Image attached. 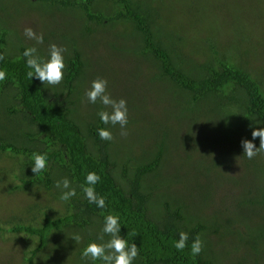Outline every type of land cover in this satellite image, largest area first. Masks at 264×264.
Listing matches in <instances>:
<instances>
[{
    "label": "trees",
    "instance_id": "trees-1",
    "mask_svg": "<svg viewBox=\"0 0 264 264\" xmlns=\"http://www.w3.org/2000/svg\"><path fill=\"white\" fill-rule=\"evenodd\" d=\"M8 1L12 0H0V7ZM23 1L40 5L44 11L68 12L79 23L78 33L74 32L71 38L60 39L50 32L43 35L42 45L51 36L46 46L59 41L66 49L63 81L55 86L44 85L35 77L32 80L27 77L30 69L23 53L26 48L36 47L38 55L47 58L48 52L39 48L40 44L25 41L13 47L9 40L14 42L20 38V30L13 28L11 20L9 26L11 16L0 9V55H3L0 71L6 73V79L0 81V100H6L0 119V130H4L0 133V152L10 151V155L20 156L22 188L42 183L50 189L63 176L76 190L69 201H62L63 211L52 210V216L51 207L34 203L32 207L36 211L43 209L40 227L19 222L9 227L0 224V231L22 232L23 246L27 242L28 247L33 234L37 236L35 246L22 249L23 259L28 264L35 262L44 250L51 248L49 234L65 227L81 230L78 244L68 234L69 247L77 252L79 264H93L90 259L81 258L82 251L90 242H107L110 238L107 235L103 241L99 239L104 218L115 214L119 216L121 236L129 245L136 243L139 247L133 264H264L259 258L264 255V154L248 159L243 156L241 146L243 139L252 140L253 128H264V68L243 63L247 62L243 57L252 54L263 42L257 41L254 49L248 46V51L241 52L211 37L208 47L195 49L196 55H189L183 50V37L174 34L168 25L166 28L159 0H152V5L140 0ZM105 28H118V34L129 39L128 44L118 46L110 41L109 45L120 52L137 55L136 64L142 62L151 68L149 75L164 81L167 89H179L191 103H199L208 96L223 108V115L210 117L215 123L209 122L203 131L206 136L210 134L207 141L215 152H211L210 158L214 164L204 167V176L225 174L237 157L244 168L243 174L225 177L237 187L221 190L218 185L221 181L214 185L207 180L198 183L195 189L189 181H184L183 190L171 195L167 189L172 179L163 173V166L169 163L168 144H175L170 121L157 122L160 132L154 131L150 145H144V150L137 154L134 148L121 150L124 140L120 137L117 141L99 138L98 128H106L112 135L121 130L118 124L105 125L100 120L98 112H110V108L98 101L94 104V114L80 117L75 94L88 66L96 61L97 54H93L92 47L104 38ZM80 42L87 45L81 46ZM200 50L204 53L202 59ZM86 51H91V56ZM183 102L178 109L168 108L164 118L183 119L175 124L181 125L178 135L183 141L188 139L189 145V141L199 138L196 136L199 130L189 131ZM130 123L128 119L127 126ZM253 143L258 148L259 138ZM33 153L47 154V167L37 176L32 172ZM89 172L100 176L94 187L96 194L105 198V208L89 203L82 191L81 185L85 184ZM53 195L60 198L61 190ZM181 231L189 236L188 246L182 252L174 247ZM197 235L204 247L198 256H193L191 244ZM225 239L232 240L233 245L220 247ZM232 252L239 254L230 263L227 259Z\"/></svg>",
    "mask_w": 264,
    "mask_h": 264
},
{
    "label": "rangeland",
    "instance_id": "rangeland-1",
    "mask_svg": "<svg viewBox=\"0 0 264 264\" xmlns=\"http://www.w3.org/2000/svg\"><path fill=\"white\" fill-rule=\"evenodd\" d=\"M140 1L143 4L151 2L150 5H152V0ZM159 2L166 28L168 25L174 34L183 37V50L189 55H196L195 49L208 47L211 37H216L228 47L241 52L248 51V46L254 49L259 41L263 42L262 46L259 48L256 46L255 50H252V54L244 56L243 59L246 58L247 62L243 63L264 68V0H159ZM0 9L11 16L8 17L9 26L11 20L13 28L20 30L18 33L20 38H16L14 42L9 40L13 47H18L24 41L31 45L36 44L35 40L28 39L24 35L26 26L33 27L36 32L40 30L43 35L50 32L60 39L71 38L74 36V32L75 35L78 33L79 23L77 24L74 17L67 14L68 12L44 11L40 5L29 4L23 0L8 1ZM103 32L104 38L97 40L94 48L92 47L93 54H97L96 61L92 66H88L79 92L75 94L80 117H90L96 111L95 105L87 102L84 93L89 89L94 79L104 78L108 81L107 93L113 99L124 98L127 101L128 119L131 122L126 126L127 135L122 136L121 130L113 135L115 141L118 137L124 140V144L120 146L121 150L125 147L134 148V152L138 154L144 150V145H150L154 131L160 132V125H156V123L170 121L168 124L174 129L175 144H168L166 156L171 164L167 163L163 166V173L169 174L166 176L172 179L167 189L171 195L183 190L184 181H189L191 187L195 189L198 187V183L207 180L214 185L221 181V184H218L221 190L228 191L237 187L234 182L225 178L228 175L243 174L244 168L237 161V157L227 168L225 174L221 173L222 176H204V167L209 163L214 164L210 160L211 152L214 150L207 141L210 134L206 136L203 131L209 122L215 123L214 119H209L210 117L217 118L223 115V108L219 104L216 105L208 96L199 103H191L186 100L187 97L179 89L175 87L167 89V84L164 81L149 75L151 68L145 67L142 62L136 64L137 55L120 52L109 45L110 41L115 42L118 46L122 43H129L128 38L118 34V28H105ZM48 37V39L51 38V36ZM47 40L44 45L40 44L42 46L39 48L48 52L49 46L45 45ZM53 43L63 47L59 41ZM79 45L84 46L87 43L80 42ZM199 53H201L199 58L202 59L204 53L201 50ZM86 54L91 56V51H86ZM183 101L186 103V107L183 106L182 109L183 113L188 115L189 131L193 133L192 131L199 130L196 135L199 138L196 141H189L190 146L188 139L183 141L178 135L181 125L175 124L183 119L179 120L174 116L170 119L164 118L168 108L178 109L181 102L184 103ZM0 103L1 119L6 100L3 98ZM142 104L146 105L149 111ZM185 124L186 120L185 123L183 122V125ZM3 131L1 129L0 133ZM216 148H221V146H216ZM114 149L120 151L118 145H114ZM19 157V155H10V151L0 152V224L9 227L13 223L19 222L30 223L31 226L38 227L43 209L36 211V207L32 206L37 203L39 207H51L49 214L52 210L62 212L63 200L53 195V192L61 189L54 185L47 189L42 183H33L27 189L22 188L23 180L20 181L22 177L20 170L23 166ZM219 168H222V165H219ZM63 179L61 176L60 180ZM17 183H20L21 186H15ZM208 211L211 209L209 208ZM42 224L43 221L40 226ZM70 233L81 235V230L74 229L72 231L70 228L60 227L57 233L51 232L48 240V247L51 248L44 250L31 264H79L80 258L76 256L77 252L74 253L75 249L69 247L68 234ZM21 236H23L22 232L0 231V264H28L22 257V249L35 246L38 239L33 234L27 247V242L23 246ZM230 245H233V241L225 239L220 247ZM238 254L229 253L227 261L233 263ZM259 258L264 261V255H260Z\"/></svg>",
    "mask_w": 264,
    "mask_h": 264
},
{
    "label": "clouds",
    "instance_id": "clouds-1",
    "mask_svg": "<svg viewBox=\"0 0 264 264\" xmlns=\"http://www.w3.org/2000/svg\"><path fill=\"white\" fill-rule=\"evenodd\" d=\"M24 35L28 39L35 40L37 44H42L44 37L43 33H37L31 26L24 28ZM65 48L58 46L55 43L49 45L48 57L42 58L38 55L36 47H29L23 53L26 58V65L30 69L27 72V77L32 80L33 77L39 79L44 85H59L64 79V69L66 68L64 60ZM3 59V55H0ZM6 79V73L0 71V81ZM108 81L104 78L97 77L91 82L89 89L84 93L88 103L96 104L98 101L111 111L101 110L98 116L103 124L112 126L119 125L121 128V135L126 136V126L128 124V108L127 101L124 98L119 100L113 99L107 93ZM99 138L102 140L110 141L113 135L110 130L106 128L97 129ZM252 140L243 139L241 146L244 150V155L248 159H253L257 155L264 154V128H253ZM259 138V147L253 143V140ZM239 158V157H238ZM32 159V172L39 175L47 167V154L33 153ZM100 181V176L95 172H89L85 179V184L81 185L82 191L85 193L89 203H94L99 208H105V198L98 196L95 192V185ZM55 187L61 189L60 199L69 201L76 195V190L71 187V182L64 178L55 183ZM121 227L119 216L115 214H108L104 218V226L102 233L99 237L101 241L104 235L110 238L107 242L97 243L90 242L82 251V259H90L93 264L96 261H101V264H133L139 255V247L136 243L129 245L128 240L121 236ZM73 239L77 244L80 242L81 237L79 234H73ZM189 236L188 233L179 232L178 240L175 242L174 247L178 251H183L188 246ZM203 241L199 237L193 240L191 244V253L193 256H198L203 251Z\"/></svg>",
    "mask_w": 264,
    "mask_h": 264
}]
</instances>
